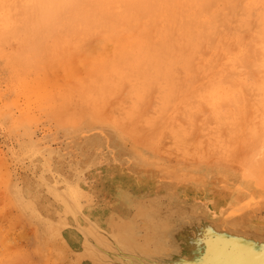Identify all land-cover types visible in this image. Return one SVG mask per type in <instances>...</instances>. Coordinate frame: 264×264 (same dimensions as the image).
<instances>
[{
    "label": "rangeland",
    "instance_id": "374dc122",
    "mask_svg": "<svg viewBox=\"0 0 264 264\" xmlns=\"http://www.w3.org/2000/svg\"><path fill=\"white\" fill-rule=\"evenodd\" d=\"M58 1L0 0V264H77L44 181L89 210L170 174L264 216V0Z\"/></svg>",
    "mask_w": 264,
    "mask_h": 264
},
{
    "label": "water",
    "instance_id": "95a60500",
    "mask_svg": "<svg viewBox=\"0 0 264 264\" xmlns=\"http://www.w3.org/2000/svg\"><path fill=\"white\" fill-rule=\"evenodd\" d=\"M113 183L109 203L79 210L83 216L104 211L113 212L116 220H123L133 212L132 207L119 200L120 194H126L131 201L138 199L145 209L156 213L152 220L160 225L156 237L162 239L163 245L159 252L149 246L158 257L171 259L172 264L179 261L191 264L193 259H201L200 264H264V216L257 210L245 208L223 193L203 190L170 174L151 175L142 182L116 176ZM82 224L88 228L86 220ZM148 231L153 232L151 228L145 230L139 226L138 242ZM78 236L84 239L83 233ZM65 238L77 264H98L100 259L78 256L84 248L73 232L65 234ZM177 255L189 261L185 263L186 258L176 260Z\"/></svg>",
    "mask_w": 264,
    "mask_h": 264
},
{
    "label": "bare ground",
    "instance_id": "6f19581e",
    "mask_svg": "<svg viewBox=\"0 0 264 264\" xmlns=\"http://www.w3.org/2000/svg\"><path fill=\"white\" fill-rule=\"evenodd\" d=\"M58 5L54 7H49L47 9V11H49L52 8L51 11H49V14H50L49 16H53L55 14V12L58 9ZM45 6H48V4ZM159 51L158 53H161ZM260 150L262 149L260 148ZM258 152L261 153V151H258ZM257 157L259 159V156ZM263 160H262V163L264 162ZM248 162H249V159H248ZM44 185L48 188H52L57 194V196L60 198V199L56 198L55 196V198L53 199V203H55L56 200H59V202H58V205H56V208H54L56 210H54V212L52 210V220L53 221L52 220L50 221H52L53 223L52 225H50L51 227L49 229L48 237L59 238L60 240H62V244L66 246L68 244V241L65 238V234L67 236V234L73 232V235L78 241V243H80V245L84 248L83 251L79 252L78 256L80 258L88 257L90 260H95V261L97 259H100L99 261H97L98 264H172L174 262V261H170L171 259H164V258L162 259L158 257V254H154L151 252L150 246H153L154 247L153 249L157 248V251L159 252L161 250V245H163V243H161L162 239L159 240L156 237L158 233H160V231L158 230L160 229V225L158 224L155 225V222L153 223L152 219L156 218V215H155L156 213L151 212L148 209H145L138 199H136V201L133 202L131 201L130 198H128L126 194H120L118 196L120 197L119 200L122 201V203L133 208V212L123 217L124 218L123 220L122 219L116 220V218H114L113 212L106 213L104 211L92 212L89 215L87 214L89 217L88 216L86 217V216H83L82 215L83 213L79 211L83 209L82 206L78 204V200H77V197H79L80 194L77 195L76 192H73V191L72 192L70 191L71 193L67 192L66 194V192H63L55 185L45 182V181H44ZM79 188L81 187L79 186ZM240 201L242 200L240 199ZM55 216H57L56 218L57 221L54 220ZM84 220L87 221L88 228L83 227L82 223ZM55 221L56 223H54ZM139 226L141 229H145V230H149L151 228L153 232H149V231L146 232L144 236L138 242L137 237H136L137 236L136 231L139 230ZM81 233H83L84 235L83 240H81V238H79L78 236ZM174 258L176 260L177 259L181 260L182 258H186V257L177 255ZM193 260L190 262L191 264H195V263L200 264L201 262V259H193ZM188 261L189 260L187 259L185 263H187ZM177 264H182V262L179 261V263Z\"/></svg>",
    "mask_w": 264,
    "mask_h": 264
}]
</instances>
